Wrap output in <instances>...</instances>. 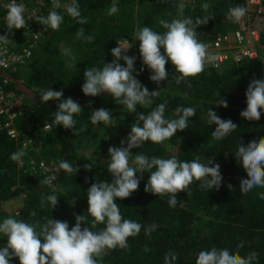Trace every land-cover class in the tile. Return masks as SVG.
<instances>
[{
  "label": "trees",
  "instance_id": "16d2710c",
  "mask_svg": "<svg viewBox=\"0 0 264 264\" xmlns=\"http://www.w3.org/2000/svg\"><path fill=\"white\" fill-rule=\"evenodd\" d=\"M148 1L151 9H154L151 10L152 14L158 13L164 6L160 0ZM75 2L79 4L81 11L96 10L98 4L109 10L113 0ZM115 2L119 8L132 5L134 0ZM262 2L264 5V0ZM206 3L210 5L207 12L200 4L183 12L184 17H191L193 20L209 14L214 17L206 25L197 28L201 35L200 42L230 29L234 23L228 19V10L233 6H241L243 0H208ZM87 21L91 20L87 18ZM81 27L85 35L90 33L89 30H85L86 24ZM123 35L125 32L122 30L115 35H106L105 32L102 35H89L94 39L87 46L88 59L92 60L97 50H110L112 43ZM141 68L144 69L142 72ZM166 69L169 77L160 82L162 87L153 97L154 103L148 107L137 105V113L147 115L157 104L166 103L165 118H177L175 113L177 107H194L195 116L190 118L187 129L178 131L175 136L164 141L169 144L172 151L163 146L164 142L155 144L149 141L136 149H131L133 157L136 154H143L149 158L175 157L180 161L199 158L201 162L214 158V163L220 165L223 177L221 186L219 189L202 190L199 187L200 182L194 181L190 186L191 194L179 193L176 206L170 207L168 195L161 197L144 191L150 173H138L137 175L142 176L140 181L144 187L139 186L138 191L129 198L117 199L115 202L121 207L123 218L141 223L142 230L137 237L128 239L129 248L108 250L106 255L98 258L99 264H164V257L170 251L178 256L173 264H195L197 253L212 247L227 248L230 252L238 251L241 256H247L255 251L259 254L257 264H264V199L260 196L264 193V188L256 187L247 193L242 192L239 188L240 181L246 179L247 175L240 162L235 159L239 142L246 146L250 141L264 137V113L258 121H248L240 116V112L246 108L247 86L253 78L264 79V65L253 62L243 63L237 67L228 66L219 71H203L197 77H189L187 81L179 84L175 79L178 74L170 62L166 64ZM136 72H139L136 78L142 85L149 91H154L146 84L151 72L143 65L140 55L136 57L134 63V75ZM75 74L77 73L70 74L65 71L59 63L51 65L43 62L32 67L24 82L15 89L16 93L23 95L29 104V116L32 120L52 125L51 129L48 128L40 137V156L43 159L55 158L59 162L67 161L79 169L75 175L68 174L58 166L56 191H49L40 178L17 167L16 162L10 159L17 147L4 132L0 131V205L2 201L23 192V206L19 219L28 223L39 221L43 224L45 218L50 217L67 221L71 228L75 223L76 214L85 213L87 216V189L96 181L111 182L112 179L107 171L111 162L108 148L115 147L122 139L125 140L126 147L130 127L137 122V113L129 112L124 106L115 104L109 94L85 96L81 91L82 85H78L80 80L74 78ZM78 75L83 76V72ZM71 82L73 89L63 88L70 86L68 84ZM187 82L191 83V87L187 86ZM48 86L52 90H63L62 99L71 97L81 105L83 112L75 116L77 122L75 130L53 124L52 112L57 110L58 101L52 100L46 104L41 101V95L46 91L43 88ZM217 93L227 100V108L215 105L218 100ZM99 108H106L112 112L113 119L110 125L105 126L102 122L92 123L91 112ZM208 109L215 111L221 119H231L238 128L226 138L216 140L211 135L216 125L208 124ZM142 125L143 122H140V126ZM17 127H22L21 120ZM85 163H91L93 169L85 171L83 168ZM52 194L59 198L53 210L45 199ZM42 200L45 201L44 207H41ZM91 219L88 217L89 222ZM153 223L159 227L151 235H147L145 228ZM102 228L103 224L93 230L99 231ZM0 241L7 242L5 239ZM242 242L243 246L238 248Z\"/></svg>",
  "mask_w": 264,
  "mask_h": 264
},
{
  "label": "clouds",
  "instance_id": "9594fccd",
  "mask_svg": "<svg viewBox=\"0 0 264 264\" xmlns=\"http://www.w3.org/2000/svg\"><path fill=\"white\" fill-rule=\"evenodd\" d=\"M61 7L60 0H52L53 10L46 17L35 16L31 19L40 25H47L53 30H58L63 16L55 9ZM210 5L204 3L202 8L208 11ZM178 17L170 22L161 20L160 24L165 31H154L148 26L138 28L135 33V41H139V55L143 65L151 72L150 81L160 84L168 79L169 73L166 64L171 63L175 73L176 83L187 81L189 77H197L206 67V64L214 61L216 57L209 54L208 45L198 40L197 28L206 25L214 17L210 14L197 17H184V3L178 5ZM118 6L113 0L109 9V15L118 12ZM67 14L76 20L79 25L86 24L87 17L81 16L80 6L75 0L66 6ZM25 8L17 4L16 0H10L7 5L6 23L7 31L0 35V41L7 44L9 35L13 29L27 28L28 20L24 17ZM247 8L233 6L228 10V19L233 23H240L246 16ZM77 38H83L91 42L94 37L86 36L83 27L77 29ZM118 47L111 49L113 60L103 63L102 68L96 66L86 67L83 72L84 83L81 91L85 96L97 97L102 93L109 94L115 104L124 106L127 111L137 113V105L148 107L154 103L153 97L158 91H149L148 88L134 75V63L136 57L127 55L133 44L125 41L118 43ZM66 55H71L70 49H65ZM74 59V57H73ZM123 61V66L119 61ZM75 65V64H74ZM73 65V67H74ZM5 60L0 59V67H6ZM144 69L141 68L140 72ZM191 87V83L187 82ZM218 100L215 105L228 107L225 98L217 93ZM63 90L44 91L41 101H58L57 110L52 112L53 124L64 129L75 130V116L83 112L81 105L71 97L64 98ZM246 108L240 112V116L248 121H258L264 113V79L253 78L245 91ZM91 103V101L89 102ZM166 103H159L147 115L137 113V122L130 127L126 137V147L108 148L111 159L107 171L111 174V182L105 180L96 181L87 189V216L85 213L75 215V223L69 228L64 220H56L46 217L43 224L39 221L28 223L23 219L7 217L0 222V235L7 238L6 246L0 247V264H10L13 258H17L19 264H99V259L107 254L108 250L116 248H129L128 239L137 237L142 224L134 220L125 219L121 215V207L115 202L117 199L129 198L138 191L141 175L148 174V181L144 191L156 196L168 195V205L175 207L179 193L191 194L190 186L198 181L202 190L219 189L222 183L220 165L214 163V158L201 162L199 158L192 161H180L172 158H149L143 154L133 157L131 149L140 147L145 142L161 144L172 138L178 131H184L189 126V120L195 116L194 107H177L176 117L165 118ZM93 124L102 122L105 126L111 124L113 115L106 108H99L91 112ZM140 122L143 125L140 126ZM208 124H215L216 128L211 135L216 140H222L238 128L231 119H221L217 113L208 109ZM50 129L52 125L48 126ZM121 145L125 140H121ZM25 153L20 150L10 157L15 162H21ZM235 159L246 172L247 178L240 181V190L244 193L253 188H264V137L250 141L246 146L238 144ZM59 168L68 174H77L79 169L73 167L67 161H60ZM85 171L93 169L91 163L83 165ZM153 169H155L153 171ZM45 183H51L46 180ZM264 199V193L260 194ZM51 210L58 204L55 194L46 198ZM75 198L72 200L74 204ZM45 201H41L44 207ZM19 216V212L16 213ZM34 215V214H33ZM91 217V221H88ZM82 224L84 225L82 227ZM104 225L99 231H94L98 225ZM159 227L153 223L145 228V233L151 235ZM243 246V242L239 247ZM147 250V249H146ZM258 253L253 251L247 256H241L239 252H230L227 248L212 247L209 250H201L197 253L195 264H257ZM178 256L168 252L164 257V264H173Z\"/></svg>",
  "mask_w": 264,
  "mask_h": 264
},
{
  "label": "built area",
  "instance_id": "2783aa9c",
  "mask_svg": "<svg viewBox=\"0 0 264 264\" xmlns=\"http://www.w3.org/2000/svg\"><path fill=\"white\" fill-rule=\"evenodd\" d=\"M10 0H0V35L7 31L6 14ZM25 8L24 17L28 20L27 28L13 29L9 41H0V59L5 60L6 67H0V131L16 145L17 151L25 155L21 162H16L19 169L40 178L43 184L54 192L58 189L56 173L58 159H43L40 156V137L48 130V124L30 118L29 104L23 95L15 92L14 87L21 84L20 75L42 40L53 29L34 21L35 16L46 17L53 10L52 0H16ZM61 7L55 9L59 14L66 7L60 0ZM247 8L246 16L240 23L221 34H216L201 41L207 44L208 52L216 59L206 64L204 71H219L228 66L237 67L243 63L260 62L264 65V5L262 0H243ZM116 41L114 47H118ZM19 120L22 127H17ZM51 180V183H45Z\"/></svg>",
  "mask_w": 264,
  "mask_h": 264
},
{
  "label": "rangeland",
  "instance_id": "374dc122",
  "mask_svg": "<svg viewBox=\"0 0 264 264\" xmlns=\"http://www.w3.org/2000/svg\"><path fill=\"white\" fill-rule=\"evenodd\" d=\"M66 2V6L72 3V0H64ZM208 0H160L161 3H164V6L158 11L156 14H152V9L150 7V2L148 0H134V3L129 6L119 7L118 12L109 15L108 8H105L103 5L98 4L96 10H83L81 11L82 17H87L88 21L86 23V29L89 30V35H102L104 32L106 35L116 34L120 30L125 32L123 37L117 38L110 48L108 49H100L95 52V55L92 60L88 59V48L89 42L83 38H77L76 32L77 29L81 27L75 19L70 17L67 14L66 7L63 8L61 15L63 16V21L58 30H53L50 36L47 39H44L39 47L36 49L33 57L30 59L29 64H27L26 68L22 71L20 77L24 82L29 70L32 67H36L37 64L47 62L51 65H56L59 63L65 71L70 74H75L74 78L79 79L78 85H82L84 83L83 76L78 75V73L84 72L86 67L96 66L97 68H102L103 63H109L113 60L111 55V49L114 48L116 41H121L123 44L125 41H129L133 44L132 48L128 50L127 55L137 57L139 56V41H135V33L138 28L148 26L152 28L154 31L163 32L165 29L160 24L161 20L171 21L174 18L178 17L179 8L178 5L180 3L185 4V8L183 10H189L193 6L197 4L203 5ZM159 2V3H160ZM154 10V9H153ZM97 11H101L98 13ZM65 13V14H64ZM104 19V21H96L98 19ZM111 19H115V21H109ZM106 29V30H105ZM201 35L198 36V40L200 41ZM65 49L71 50V55L65 54ZM74 57V59H73ZM119 63L123 66V61H119ZM75 64V65H74ZM74 65V67H73ZM22 82V83H23ZM146 82V81H145ZM70 86H63L65 89H73ZM146 84L150 85L154 91L160 92L162 87V83L157 85L156 83L150 81L149 76L147 78ZM48 87H44L43 89H50ZM53 88V87H52ZM16 88L14 87V90ZM16 92V91H15ZM112 132L115 134L114 129ZM165 148H169V151H172V148L169 146L167 142L163 143ZM115 147H125L121 145V143H116ZM139 186L144 187L141 184ZM23 198L24 193L19 192L14 197L4 200L0 205V222H2L5 218L11 216L16 219L20 218V215L17 216L16 213H21L23 206ZM0 239L7 240L6 237L0 235ZM7 242L0 241V247L6 246ZM10 264H19L17 258H13Z\"/></svg>",
  "mask_w": 264,
  "mask_h": 264
}]
</instances>
